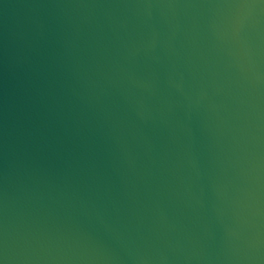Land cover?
<instances>
[{"label": "water", "instance_id": "water-1", "mask_svg": "<svg viewBox=\"0 0 264 264\" xmlns=\"http://www.w3.org/2000/svg\"><path fill=\"white\" fill-rule=\"evenodd\" d=\"M0 264H264V0H0Z\"/></svg>", "mask_w": 264, "mask_h": 264}]
</instances>
